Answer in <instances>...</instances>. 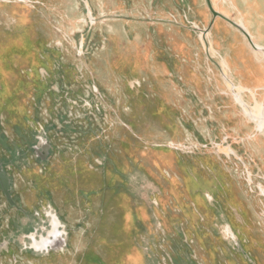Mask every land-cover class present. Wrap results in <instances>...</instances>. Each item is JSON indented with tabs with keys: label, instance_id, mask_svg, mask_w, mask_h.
I'll return each mask as SVG.
<instances>
[{
	"label": "rangeland",
	"instance_id": "374dc122",
	"mask_svg": "<svg viewBox=\"0 0 264 264\" xmlns=\"http://www.w3.org/2000/svg\"><path fill=\"white\" fill-rule=\"evenodd\" d=\"M213 20L0 0V264H264V127L213 85Z\"/></svg>",
	"mask_w": 264,
	"mask_h": 264
},
{
	"label": "crops",
	"instance_id": "0c3cea01",
	"mask_svg": "<svg viewBox=\"0 0 264 264\" xmlns=\"http://www.w3.org/2000/svg\"><path fill=\"white\" fill-rule=\"evenodd\" d=\"M216 1V9L213 7L219 16L208 27L215 38L207 42L202 36L211 53L214 54V48L217 50L219 73L211 79L213 85L226 95L230 91L229 105L239 104L236 88L250 90L264 105V0ZM244 97L254 100L248 95Z\"/></svg>",
	"mask_w": 264,
	"mask_h": 264
},
{
	"label": "bare ground",
	"instance_id": "6f19581e",
	"mask_svg": "<svg viewBox=\"0 0 264 264\" xmlns=\"http://www.w3.org/2000/svg\"><path fill=\"white\" fill-rule=\"evenodd\" d=\"M0 72H1V68H0ZM236 90H237L238 101L239 102L242 101L249 108V110H247V112H246L249 115V117H251V118L256 117L258 119H261V124H259L258 128L262 129L264 127V105L261 104L258 100H256L255 105L253 107H251L246 102H244L243 98L241 97V92H244L245 90L243 88H236ZM248 92L253 95V93L250 90H248ZM263 98H264V96H263ZM42 146H43V149L45 150V154L48 155L50 152L49 151L50 145H49L48 141L43 140ZM0 179L3 182V186H4L5 190L8 192L9 188H10V182H9V178L7 177V175L3 171H0ZM260 189H261L262 193H264V189L263 188H260ZM8 195H9V192H8ZM9 198H10V196H9ZM10 201L12 202L11 198H10ZM51 228H52V230L49 232L48 237L43 239L44 245L41 244V247L55 244L58 241V239L60 238L61 234L58 232V229H57L58 228V221L54 216H53ZM227 232L232 233V231L229 227L226 230V233ZM36 235H37V233H32V236H36Z\"/></svg>",
	"mask_w": 264,
	"mask_h": 264
},
{
	"label": "water",
	"instance_id": "95a60500",
	"mask_svg": "<svg viewBox=\"0 0 264 264\" xmlns=\"http://www.w3.org/2000/svg\"><path fill=\"white\" fill-rule=\"evenodd\" d=\"M207 1V5L210 9V11L212 12L214 18H217L219 16L218 12L214 9L212 3H211V0H206Z\"/></svg>",
	"mask_w": 264,
	"mask_h": 264
}]
</instances>
